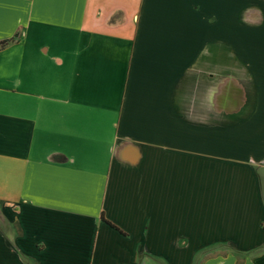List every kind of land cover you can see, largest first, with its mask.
I'll return each mask as SVG.
<instances>
[{
  "label": "crops",
  "instance_id": "obj_1",
  "mask_svg": "<svg viewBox=\"0 0 264 264\" xmlns=\"http://www.w3.org/2000/svg\"><path fill=\"white\" fill-rule=\"evenodd\" d=\"M5 41L0 264H264V0H0Z\"/></svg>",
  "mask_w": 264,
  "mask_h": 264
},
{
  "label": "rangeland",
  "instance_id": "obj_2",
  "mask_svg": "<svg viewBox=\"0 0 264 264\" xmlns=\"http://www.w3.org/2000/svg\"><path fill=\"white\" fill-rule=\"evenodd\" d=\"M248 9V8H247ZM250 12V11H249ZM252 11L250 12L249 15H252ZM2 227L4 228V230L11 236H14L16 233H17V228L15 226H12V225H8L7 223H3L2 222ZM225 250H221L220 248H213L211 250H209V252H205L207 254L209 253H213V254H217V253H225L224 252ZM200 260V259H199Z\"/></svg>",
  "mask_w": 264,
  "mask_h": 264
},
{
  "label": "trees",
  "instance_id": "obj_3",
  "mask_svg": "<svg viewBox=\"0 0 264 264\" xmlns=\"http://www.w3.org/2000/svg\"><path fill=\"white\" fill-rule=\"evenodd\" d=\"M8 45V42H0V48H4L5 46Z\"/></svg>",
  "mask_w": 264,
  "mask_h": 264
}]
</instances>
